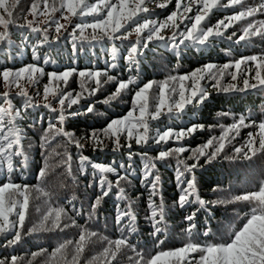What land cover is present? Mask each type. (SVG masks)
Segmentation results:
<instances>
[{
	"label": "snow or ice",
	"instance_id": "obj_1",
	"mask_svg": "<svg viewBox=\"0 0 264 264\" xmlns=\"http://www.w3.org/2000/svg\"><path fill=\"white\" fill-rule=\"evenodd\" d=\"M19 3L20 0H0V46L11 43V28H25L37 36L32 59L38 63L0 70V81L4 85L0 92V170L4 174V179L0 180V236L7 240L5 247L15 246L24 236L37 232L64 233L67 229L77 228L78 238L64 240L50 253L42 248L31 253V259L12 255L0 259V264H34L39 256L45 257L43 264H81L94 237L104 246L87 264H113L122 252L127 255L129 264H264V172L256 190L238 194L219 186L213 187V193L221 194L215 200L202 198L196 176L198 168L220 159L252 161L258 155L264 156V118L257 122L241 115L229 125L220 124L218 136H210L195 148L182 141L204 131L203 124L177 130L174 127L162 129L159 123H154H162L165 116L180 119L189 106L202 105L210 95L209 86L203 81L210 82L212 89L226 94L264 90V50L258 54L242 55L222 65L207 63L190 73L169 75L161 81L143 82L139 75L140 58L150 45L164 43L173 49L180 46L207 49L221 38L236 45L244 42L251 46L257 40L264 44V0H175L174 10H170L163 19L153 18L149 5L168 9L173 0H32L26 14L17 12ZM221 13L223 18H216ZM29 15L31 20L27 19ZM21 17L24 23L18 22ZM214 18L215 23L212 22ZM61 20L66 23H61ZM41 24L45 26L41 27ZM62 32L67 33L65 38L71 40L74 52L78 50L77 43L110 44L108 67L104 70L67 68L45 72L39 63V49L58 41ZM117 41L128 43L121 48ZM121 59L134 75L120 79L112 74ZM43 63L48 64L49 60L45 58ZM226 75L230 76V82L223 83ZM45 77L47 83L42 85L41 92V81ZM73 77L79 80L78 92L68 90ZM108 84L114 85V90L103 101H93L91 98ZM14 90L23 101L21 105L13 103ZM125 96L131 97V107L126 114L108 120L104 127L81 137L66 130L67 116L96 113L97 103L110 105L116 100L124 101ZM82 100L87 103L81 105ZM41 106L54 116L37 133L42 166L35 174L36 183L32 184L27 182L25 174L29 170L30 154L23 143L27 129L22 120L24 110ZM261 111L264 113V109ZM215 127L210 125L208 130ZM248 127L255 131L248 132L243 143H234L240 130ZM27 128L35 131V125L29 124ZM133 143L141 151H133ZM170 143L176 146L165 147ZM89 145L94 152L104 151L109 145L113 152L127 148L128 162H94L82 152ZM71 147L81 151L75 170ZM58 148L62 151H57ZM150 149L156 152L155 156L149 154ZM185 153L189 154L185 156ZM135 156L141 159L140 183L148 193V212L144 218L152 229L149 233L153 241L151 248L147 245L140 247L132 240L139 231L138 217L124 185L130 184V176L135 175L132 164ZM53 158H58L55 165L51 162ZM172 160L176 162L175 184L179 195L171 207L178 206L181 210L192 205L196 207L183 217L181 246L166 249L163 246L173 242L167 215L171 208L163 196L157 162ZM54 167L63 168L73 184L77 183L78 176L91 177L87 187L98 191L87 206L83 203L77 206L75 196L66 203L53 200L46 184ZM110 194L126 202L122 208L117 205L113 224L119 236L115 239L101 236L88 225L89 221L99 220V211ZM40 197L44 198V207L35 209L39 219L26 227L32 201ZM242 203L250 205V209L243 215L237 211L236 223H230L227 228L214 232L211 227L199 224L198 214L201 212L208 213L216 206L227 209ZM85 217L83 224L78 223L77 218ZM105 227H108L107 221ZM201 228L204 229L202 233Z\"/></svg>",
	"mask_w": 264,
	"mask_h": 264
},
{
	"label": "trees",
	"instance_id": "obj_2",
	"mask_svg": "<svg viewBox=\"0 0 264 264\" xmlns=\"http://www.w3.org/2000/svg\"><path fill=\"white\" fill-rule=\"evenodd\" d=\"M32 0H20L17 8V12L27 13L30 8ZM175 0L169 5L168 9H162L157 12L154 18H164L169 14V10H174ZM57 15H59L57 13ZM153 17V12L151 11ZM216 18H223V13L219 14ZM212 20L215 23V19ZM27 19L31 20L29 15ZM41 20L44 18H40ZM90 19V18H89ZM24 23L23 17L18 21ZM62 22V20H61ZM41 27L45 25L41 24ZM71 31V28H69ZM91 31V30H89ZM232 29H229L231 32ZM11 43H6L0 46V70L4 68L18 69L29 63H38L32 59V51L34 45L37 43V36L29 32L25 28H11ZM237 33V37L239 36ZM67 33L62 32L58 41H52L50 44L43 46L39 49L41 60L40 65L44 67L45 72L49 71H63L67 68L83 69H98L104 70L108 67L110 62V44L104 42H83L77 43V51H73V44L70 39H66ZM134 40L135 38L132 37ZM235 39V38H234ZM128 41L120 42L116 44L123 48V45ZM264 50V44H261L258 40L251 46L241 42L236 45L232 41L226 39H219L216 43L211 44L207 49H203L200 46H190L185 48L180 46L173 49L170 44L167 46L164 43L152 46L145 50V55L141 57V65L139 70L140 79L143 82L148 80H164L169 75H183L190 73L197 68H201L207 63H215L222 65L233 59H238L242 55L258 54ZM231 53L230 55L227 53ZM48 59L49 63L44 64L43 60ZM112 74L116 75L120 79H126L130 73L123 60L119 62V66L112 70ZM230 82V76H225L223 83ZM47 83V77L41 81L42 85ZM202 83L208 84L210 95L208 99L200 106L193 108L189 106L180 119L169 118L167 116L162 117V123H159L163 129L165 127H174L177 130L180 128H186L192 124H203L205 126L204 131H198L193 134L189 139L182 141L186 146L195 148L204 142L210 136L220 134V124L229 125L235 119H238L241 115L250 117L257 120L264 118V90H250L247 92H234L223 93L210 87V82L203 81ZM4 90V85L0 81V92ZM80 91L79 80L73 77L69 81V89ZM114 90V85L108 84L97 93L95 97L91 99L96 101L97 99L103 101L110 91ZM29 92L32 93V89L29 88ZM12 100L14 105H21L23 103L20 97L15 95V90L12 93ZM131 97L125 96L124 101L116 100L110 105L97 103L96 113H87L80 116H67L65 128L68 131L74 132L77 137L84 136L86 133H90L94 129H100L105 126L106 122L110 119L120 117L126 114L127 110L131 107ZM42 103V102H41ZM87 102L82 100L81 105H85ZM74 108L80 106H73ZM83 111V108H81ZM71 111V110H69ZM99 113V114H97ZM219 113H229V116H218ZM54 114L44 107H32L24 110V117L22 124L27 129V137L23 143L26 150L29 152V164L28 171L25 173L28 177V181L32 184L36 183L35 174L39 167L42 166V157L40 155L41 149L37 144V133L39 129L47 126V122L53 119ZM35 125V131L27 126ZM210 125H216L211 131L208 130ZM255 131L254 128H242L237 140L234 143H243L247 138V133ZM59 139V138H58ZM53 141V145H55ZM31 144V147H29ZM176 144L170 143L165 147H175ZM133 151H141L133 143ZM62 151V149H57ZM73 153V169H76V160L80 156L81 151L71 147ZM128 149L124 148L120 152L111 151V145L104 151H92L91 146H86L82 152L87 155L92 161L102 164H111L113 161L117 163L128 162ZM149 154L156 155L154 150H149ZM189 153H185L187 156ZM58 158H53L51 161L55 165V161ZM203 163V161H202ZM135 175L130 176L131 183L125 184V189L128 197L134 202V209L137 214V225L139 231L133 236V243H139L140 247L151 248L153 246L152 237L149 235L151 232V225L145 220V215L148 212L147 200L148 193L140 183L142 162L139 156H135L132 161ZM175 160L168 161L166 163L157 162V168L163 183V196L171 210L168 212V226L170 235L173 237L172 243H166L164 248L179 247L183 243L181 239V226L184 223L183 217L188 215L195 209V205L191 208L186 207L181 210L177 207H171L174 199L179 195L175 184ZM91 169H89V172ZM0 180L4 179L3 171L0 170ZM264 172V156L254 157L252 161H227L217 160L211 164H204L202 168L196 170V176L198 186L200 188L201 196L207 200H215L220 196V193H213L212 188L219 186L229 191H235L236 193H242L245 190H256L258 187L261 173ZM112 178V177H110ZM90 176H78L76 184H73L65 174L61 167H54L50 170V174L47 177L46 187L48 191L52 193L53 200L56 203H66L67 200L76 197L75 203L79 206L83 203L87 206L90 200L93 198L94 193L98 190L96 188H88ZM17 182H21L17 180ZM38 195V194H34ZM139 197V199H137ZM43 197L34 199L29 212V221L26 222V227H30L31 223L36 222L39 219V213L35 211L37 207L43 208ZM125 201H119L114 194H110L105 198L103 206L99 211L98 221H89L88 225L92 230L97 231L101 236H108L115 239L119 236V233L115 230L113 221L115 213L117 211V205L124 207ZM250 205L246 203L228 206L226 209L224 206H216L209 210L208 213H199V224L211 227L215 232L220 228H227L230 223H236V212L239 211L241 215L243 212L250 209ZM85 218H77L78 223L83 224ZM105 221L108 222V227H105ZM201 228V233L203 232ZM78 238V229L70 228L64 233L58 232H37L32 235L24 236L22 241L12 247H5L7 240L0 236V259L10 257L12 255L22 256L25 259H31V253L39 252L42 248L48 249L50 253L59 243H62L66 239L75 240ZM203 239V237H201ZM104 246V243L97 240L95 237L89 242L86 248L84 259L81 260V264H85L87 260H90L97 252H99ZM47 255V254H45ZM44 256H39L35 259L34 264H43ZM113 264H129L127 255L122 252L117 256V260L113 261Z\"/></svg>",
	"mask_w": 264,
	"mask_h": 264
},
{
	"label": "rangeland",
	"instance_id": "obj_3",
	"mask_svg": "<svg viewBox=\"0 0 264 264\" xmlns=\"http://www.w3.org/2000/svg\"><path fill=\"white\" fill-rule=\"evenodd\" d=\"M173 2H174V0H173ZM149 7H150V9H151V11L153 12V18L155 17V15L157 14V12L158 11H160V10H162V9H160V8H157V7H155V5L153 4V5H149ZM170 11V10H169ZM40 18H44V17H40ZM157 18V17H156ZM159 19H163L162 17L161 18H159ZM61 23H66L65 21H63L62 20V22ZM134 37V36H133ZM135 38V37H134ZM1 173V172H0ZM91 260V259H90ZM88 261V260H87ZM87 261L85 262V264H87Z\"/></svg>",
	"mask_w": 264,
	"mask_h": 264
}]
</instances>
